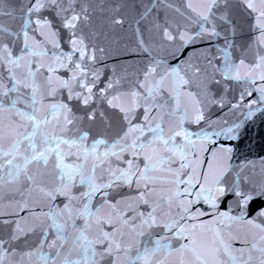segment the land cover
Listing matches in <instances>:
<instances>
[{"label": "snow or ice", "instance_id": "snow-or-ice-1", "mask_svg": "<svg viewBox=\"0 0 264 264\" xmlns=\"http://www.w3.org/2000/svg\"><path fill=\"white\" fill-rule=\"evenodd\" d=\"M0 264H264V0H0Z\"/></svg>", "mask_w": 264, "mask_h": 264}]
</instances>
